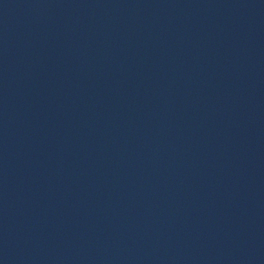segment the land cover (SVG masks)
<instances>
[{
	"label": "water",
	"instance_id": "1",
	"mask_svg": "<svg viewBox=\"0 0 264 264\" xmlns=\"http://www.w3.org/2000/svg\"><path fill=\"white\" fill-rule=\"evenodd\" d=\"M0 264H264V0H0Z\"/></svg>",
	"mask_w": 264,
	"mask_h": 264
}]
</instances>
